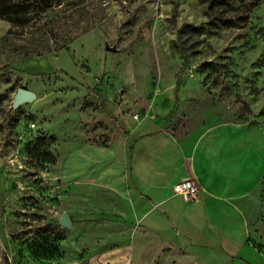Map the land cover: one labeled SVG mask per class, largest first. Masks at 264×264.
I'll return each instance as SVG.
<instances>
[{
	"label": "rangeland",
	"instance_id": "374dc122",
	"mask_svg": "<svg viewBox=\"0 0 264 264\" xmlns=\"http://www.w3.org/2000/svg\"><path fill=\"white\" fill-rule=\"evenodd\" d=\"M49 2L1 1L0 264H136L124 196L73 168L75 147L127 151L129 119L221 159L264 264V0ZM19 87L37 98L14 108Z\"/></svg>",
	"mask_w": 264,
	"mask_h": 264
},
{
	"label": "crops",
	"instance_id": "0c3cea01",
	"mask_svg": "<svg viewBox=\"0 0 264 264\" xmlns=\"http://www.w3.org/2000/svg\"><path fill=\"white\" fill-rule=\"evenodd\" d=\"M126 122L127 151L91 146L87 156L86 146L75 147L73 168L77 180L108 183L124 196L123 218L136 223L139 233L131 259L146 264L152 248L167 255V264H258L260 253L235 200L234 177L221 174V159L211 151V156L201 155L170 131L149 129L148 121ZM183 178L197 181L198 198L175 191ZM173 256L178 262L169 260Z\"/></svg>",
	"mask_w": 264,
	"mask_h": 264
},
{
	"label": "water",
	"instance_id": "95a60500",
	"mask_svg": "<svg viewBox=\"0 0 264 264\" xmlns=\"http://www.w3.org/2000/svg\"><path fill=\"white\" fill-rule=\"evenodd\" d=\"M108 48H110V47H108ZM36 98H37V94L34 90H31V89L26 88V87H19L17 92H16L14 101H13V107L18 108L22 104H24L26 102L33 101ZM59 222L63 226H72V224H73L72 218L68 212L63 213Z\"/></svg>",
	"mask_w": 264,
	"mask_h": 264
},
{
	"label": "built area",
	"instance_id": "2783aa9c",
	"mask_svg": "<svg viewBox=\"0 0 264 264\" xmlns=\"http://www.w3.org/2000/svg\"><path fill=\"white\" fill-rule=\"evenodd\" d=\"M138 116L139 114L135 115L136 118H138ZM35 125L34 122L30 124L31 127H34ZM175 191L179 194L187 195L196 199L199 197L200 187L193 180L183 178L175 185Z\"/></svg>",
	"mask_w": 264,
	"mask_h": 264
},
{
	"label": "trees",
	"instance_id": "16d2710c",
	"mask_svg": "<svg viewBox=\"0 0 264 264\" xmlns=\"http://www.w3.org/2000/svg\"><path fill=\"white\" fill-rule=\"evenodd\" d=\"M1 1H4V0H0V14L5 15V14L9 13L10 10H9V7H8V8L6 7L5 9L1 8V6H2ZM49 1H50V0H40V3H41V4H42L43 2H46V5H43V7H42L43 10H47V9H49V8L51 7V4H50ZM47 2H48V3H47ZM10 5H12V3H11ZM209 7H210L211 9L213 8L212 5H210ZM228 22H230V21H226V23H228ZM198 29H199V27H197V26H193V25H191V24H185V25L180 29V32H181V33H187V32H192V31H198ZM45 141H46L45 139H42L41 137H39V139H37L36 144H38V143L41 142L43 145H45ZM44 147H45V146H43L42 149H38V151H39V153H40L41 155L46 156V155L48 154V151H47V149L44 148Z\"/></svg>",
	"mask_w": 264,
	"mask_h": 264
}]
</instances>
